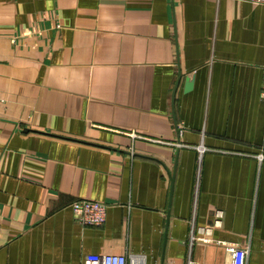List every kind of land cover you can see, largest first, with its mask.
I'll list each match as a JSON object with an SVG mask.
<instances>
[{"label": "crops", "instance_id": "1", "mask_svg": "<svg viewBox=\"0 0 264 264\" xmlns=\"http://www.w3.org/2000/svg\"><path fill=\"white\" fill-rule=\"evenodd\" d=\"M263 76L249 0H0V264H264Z\"/></svg>", "mask_w": 264, "mask_h": 264}, {"label": "built area", "instance_id": "2", "mask_svg": "<svg viewBox=\"0 0 264 264\" xmlns=\"http://www.w3.org/2000/svg\"><path fill=\"white\" fill-rule=\"evenodd\" d=\"M250 3L263 5L264 0H249ZM260 99L264 102V76L260 91ZM107 205L91 200H77L71 204V212L75 220L82 226L98 227L103 225L106 219ZM216 218L220 217V213H216ZM218 223V219L214 224ZM207 231V229H206ZM198 232L203 233V228H199ZM229 257V264H246L247 250L237 244H228L225 246ZM96 264H145V259L141 255H115L103 254L96 259ZM193 264V263H189Z\"/></svg>", "mask_w": 264, "mask_h": 264}]
</instances>
